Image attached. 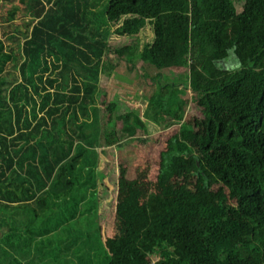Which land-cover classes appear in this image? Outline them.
<instances>
[{"label":"trees","instance_id":"obj_1","mask_svg":"<svg viewBox=\"0 0 264 264\" xmlns=\"http://www.w3.org/2000/svg\"><path fill=\"white\" fill-rule=\"evenodd\" d=\"M0 9V264H264V0ZM114 58L156 69L143 113L99 104ZM180 87L200 117L186 119ZM149 122L191 134L169 139L143 201L118 198L119 222L136 232L120 246L103 234L114 197L100 158L147 142Z\"/></svg>","mask_w":264,"mask_h":264},{"label":"rangeland","instance_id":"obj_2","mask_svg":"<svg viewBox=\"0 0 264 264\" xmlns=\"http://www.w3.org/2000/svg\"><path fill=\"white\" fill-rule=\"evenodd\" d=\"M237 8L241 10V6L238 4ZM1 12L2 10L0 9V15ZM114 41L115 35L111 36L110 39V42ZM4 43L5 46H7L6 43L8 44V38L4 39ZM110 63L114 66V69L110 74H105L102 78L100 85L101 93L98 98L99 104L103 106L108 102L114 101L118 104L119 113L131 110H137L143 113L148 105L149 97L153 94L157 86L150 81V79L157 74L156 69L147 66L138 59L134 60L132 67L134 70L131 72L128 71V63L125 60L118 61L114 58ZM221 65L225 68H234L236 62L230 59L227 62H222ZM5 66L6 65H4V67ZM129 67H131V65H129ZM184 72L183 69H180L171 74L166 71H163L161 74L163 77L164 75L168 77L169 81H174L180 77V74L183 75ZM124 75H127V77H124ZM162 79L159 80V82H161ZM164 80H166V78H164ZM179 91L183 94L184 99L188 101L186 119H190L193 116L200 117L201 112L196 107L195 95L190 90L184 89L183 87H180ZM185 122L179 125H173L169 129H162L160 126H156L149 122L147 123V132L145 134L140 133V136L146 139L147 142H132L117 151L115 148L107 149L103 156H101L99 167H102L104 163L107 164L111 174V182L109 181L108 184L113 192L112 196L114 197L112 201L104 207L105 213H103L105 215L103 234L109 242H114L121 246L130 240L128 238L129 235L132 237L136 235V232H128V234L126 225L123 227L118 220V198L122 201L121 204L124 203L125 206L129 204L130 192L136 195V202L144 200V196L147 195L146 191L151 190L156 181L159 169V153L166 147L169 139L173 138L175 135L181 139L191 134L189 131L190 126ZM182 130L185 132L183 133ZM138 179L141 180V183L132 190V183ZM135 206L136 208H142L137 206V203ZM128 226L133 227V224Z\"/></svg>","mask_w":264,"mask_h":264},{"label":"crops","instance_id":"obj_3","mask_svg":"<svg viewBox=\"0 0 264 264\" xmlns=\"http://www.w3.org/2000/svg\"><path fill=\"white\" fill-rule=\"evenodd\" d=\"M128 67H129V64H128ZM128 71L130 72V68H128ZM124 77H127V75H124Z\"/></svg>","mask_w":264,"mask_h":264}]
</instances>
